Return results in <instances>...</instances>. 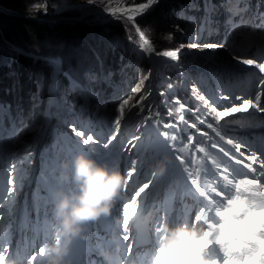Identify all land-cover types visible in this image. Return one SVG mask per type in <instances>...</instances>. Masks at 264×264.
Returning <instances> with one entry per match:
<instances>
[{"label": "rangeland", "instance_id": "obj_1", "mask_svg": "<svg viewBox=\"0 0 264 264\" xmlns=\"http://www.w3.org/2000/svg\"><path fill=\"white\" fill-rule=\"evenodd\" d=\"M248 1L249 0H223V6L225 5L224 10L231 13L225 22L228 23L230 33L235 36L234 45L232 46V42H221L220 44H224L226 46L225 48L205 49L204 51H200L199 47H191V44L197 43L202 46L204 43H218L216 41H211L208 37L212 31H217L215 27L213 28L212 24V12L214 10L212 4L207 6V13L201 16L198 25H196L193 15H187L182 8H179L176 15L178 17L181 16L182 19L180 21H173L181 25L174 26L173 29L175 33L185 34L187 38L185 42L180 41V43H178V48H181V45H183L181 48V55H185L187 58H185L184 61H171L168 58L162 59L160 56H151V61H148L149 70L147 71L146 85H144L141 93L135 94V98L139 99L140 95L147 92L149 95L145 102L151 103L150 108L158 110L160 114H163L161 108V101L163 98L160 96L157 81V77L159 76L162 77L164 82L168 85V89L173 98L177 97L174 90H179L181 95L186 91L188 97L196 101V109L199 108V111L196 112L202 118L208 110L203 108L202 102L196 99L193 88L198 89L200 94L206 95V98L211 97L210 103L217 101L218 98H221L219 100L220 103H226L222 100L224 94H228L231 99L232 96L235 95L244 96V94L248 92L252 95L260 91L259 80L264 77V73H259L258 69L242 65L238 60L232 59V54H236L241 58H254L258 62L264 60V10L260 12L262 17L259 20L260 22L254 24L253 14L250 13L249 7L245 4H241V2L246 3ZM209 2L211 1H207L204 6L208 5ZM0 3L2 6L7 5L11 8L15 7L28 10L29 16L27 17H31L35 21L39 19L35 14L40 11L42 13L48 11L50 14L58 15L64 11L75 9L80 12L78 16L80 17V22L77 23L89 25L97 24L89 23L91 20L96 19L88 10L95 8L105 9V7H127L120 4V1L117 0H92L91 3L89 0H0ZM37 4H39L40 7H37ZM188 4L190 8L192 0H189ZM61 19L64 20L66 18ZM39 20L49 21L47 19ZM54 20L59 19L54 18L52 21ZM45 23L51 26L57 24H51V21ZM70 23L72 24L74 22ZM258 24L261 25L259 28H257ZM255 30H257L256 36L253 35ZM230 39L231 37L229 40ZM12 49L15 51L19 50L17 47H12ZM28 56L34 57L30 54ZM188 56H191V58H188ZM196 56L207 61L210 67L205 69L204 66L195 64ZM51 60L54 63V60ZM137 66L136 62H131L125 64V66H121L116 73H112L111 71L107 72L105 74V81H107L109 88L103 87L104 92L101 88L103 77L99 76L97 78L91 74L88 75L89 73H86L85 82H80L81 84L79 86L67 84L66 91L63 92L61 90L56 97L57 105H55L54 98L52 104L48 108L51 110L47 125H45V110L48 106L49 95L51 93V90H49L50 86H48L47 91L48 101L46 99L41 113L40 109L37 108L34 114L30 113V115H27L26 106L23 110V115L18 112L15 117L11 116L10 112H8L6 116L8 121L6 122L4 120L5 116L3 117V114H0V185H3L7 189L12 188L13 185L7 184V180L12 179L15 181L16 188L14 194L11 196L8 195L4 204L0 205V209L4 212L3 219H0V224L2 222L13 224L16 215L23 211V207L25 208L26 204L29 205L28 209H30L31 212L25 216V219H31L34 213L37 215L39 212L38 208L42 203L47 205V203L44 202L43 191H40L39 188L35 186L39 184L40 181V178H38L39 158L43 159L44 156H47L49 159L50 168L55 173V178L61 176L62 173L70 178L72 173L71 162L78 154H85L100 163H107L109 166L118 167L123 177L125 175V170L128 169L132 161L135 160L137 162L135 165L137 172L133 179L128 182L126 194L121 193L118 200H128L133 191L137 189L138 185L148 180H151L152 183L150 189L146 190L147 198L151 196V186L156 180L160 181L159 188H156L157 192L155 194L153 193L150 198H152L153 195L154 198L160 197V194H163L166 188L167 193H171V185L169 182L166 183V178L169 175L167 167H176L179 162L174 159L170 160L166 158L163 145L159 141V129L155 124H152L151 121L145 124L144 118L148 113H140L137 108H132L130 113L126 110V118L121 121L118 133L114 131V117L118 115L116 109L119 103L128 95H133L131 90L140 81L139 75L136 74L135 77L133 74V72L139 73ZM170 68L173 69L174 72L170 70ZM190 70L195 71V74L190 76ZM168 71L173 73L172 78L167 76L166 73ZM177 73L180 77L179 80H177ZM210 74L214 75V80L216 78L221 79L223 82V87L221 89L215 87L210 81ZM56 78L57 71L54 73L53 67L51 83H54V81L57 82ZM200 83L202 86L207 85L203 92H201V87L199 88L198 86ZM169 85H171V87H169ZM92 86L95 87V89H92ZM87 87H89V92L86 90ZM188 97H183L181 102L188 104ZM136 99H134L132 103H135ZM261 103L264 105V96L261 97ZM39 105L40 101L36 99L33 107H39ZM92 105L94 107H92ZM95 114L98 115L100 121H98L99 123L95 122L93 126L91 124V119ZM262 118H264V112H257L252 109H250L248 113H237L233 117L226 118V120L233 121V123L227 125L226 131L229 136L234 139H239L242 141L243 145H245V139L253 135L260 128L258 123ZM68 123H72L71 127H68V129H71L70 133L72 138L77 141L72 143H77L78 145L75 153L70 151V146L68 145V143H70L69 136L66 132ZM198 125L199 127L202 125L206 128L203 124ZM73 129L84 131L85 135L93 134L96 142L84 145L82 143L83 138L77 136ZM208 130L212 134V130ZM164 131H167V129ZM183 131L190 135L194 133L188 125L183 126ZM113 134L116 135V140L112 141L109 147L105 149L103 147V142H106ZM134 137H138V139H133ZM198 140L199 138L197 136L195 142L198 143ZM218 143L222 144L219 139ZM222 146L230 151L232 150L229 145L222 144ZM243 149L244 147H242L241 151H243ZM183 155L187 156L188 152L183 153ZM236 155L238 156L239 153H236ZM220 157L216 156V159L227 164L230 169V165L235 166L234 162H229L228 159L223 158L222 155H220ZM58 163L61 165L60 171L57 170ZM64 164H67L68 167H62ZM161 164L164 165L165 171L163 175H156V170ZM256 168H259V166ZM152 174L155 175L153 176ZM177 178V172H174L170 177L171 181ZM62 181L63 183L59 186L60 189L64 191L75 190V186L70 182V179L68 181ZM163 198L164 196H162L161 202L165 205L171 204L167 203V201L164 202ZM34 205L37 206L36 212L32 208ZM186 205L187 203H184V206ZM194 213L193 207L188 206L186 217L189 223L190 217H192ZM7 216L9 217L5 218ZM117 217L121 221V217L118 215ZM192 225L196 224L193 223ZM121 231L123 232L122 228ZM51 246L53 245L49 247L46 245L49 251Z\"/></svg>", "mask_w": 264, "mask_h": 264}, {"label": "trees", "instance_id": "obj_2", "mask_svg": "<svg viewBox=\"0 0 264 264\" xmlns=\"http://www.w3.org/2000/svg\"><path fill=\"white\" fill-rule=\"evenodd\" d=\"M117 1H120V4L124 6H132V0H127V2L126 0ZM207 1L209 0H192V5L189 8V0H159L158 4L150 11L138 16L136 23L142 29L146 38L151 39L156 52L175 50L179 47L178 43L180 41L185 42L187 39L185 34H177L173 29L174 26L181 25L173 21L182 19L181 16L178 17L176 15L178 9L182 8L187 15H193L195 23L198 25L201 16L207 13V6L212 4L214 9L212 12V24L217 31H212L208 37L211 41L218 42V44L221 42H232L233 46L235 36L230 33L228 23L225 22L231 13L224 10L223 0H210L212 3L209 2L208 5L204 6ZM143 2H146V0H135V5ZM241 4L249 7L250 13L253 14V23H259L262 18L260 12L264 10V0H249L246 3L241 2ZM4 6L19 14L11 15L0 11V114H3V117L5 116V122L8 121L6 119L8 112L15 117L18 112L23 115V110L26 106L27 115H30V113L34 114L37 108L40 109L41 113L47 99L48 85L50 84L53 67L54 71H57V95L61 90L63 92L66 91L67 84L75 86V83L81 84L83 81L85 82L86 73L97 78L99 76L103 77L101 88L104 92L103 87L109 88L107 81H105V74L109 71L116 73L121 66L131 62H136L138 65L139 73L132 71L133 74L135 77L138 74L140 80L144 79L146 85L150 56L140 48L142 41L130 22L113 17L97 25L59 22L54 26H50L46 23L23 17L22 15L29 16L28 10ZM79 14L78 10L72 9L58 15L50 14L48 11L45 13L40 11L35 16L39 19L52 21L54 18H76ZM260 26L258 24V27H256L259 28ZM256 31L253 34L255 36L257 35ZM169 34L172 36L171 40L166 38ZM130 36L131 39L129 38ZM230 37L231 39L229 40ZM12 47H17L25 53L33 54L36 57L17 52ZM50 58L55 60V63L50 61ZM161 58L166 59L165 57ZM185 58H187L185 55H180L178 61H184ZM188 58H191V56H188ZM200 59V57L196 56L195 64L202 65L205 69L210 67L207 61ZM170 70L174 72L173 69L170 68ZM189 73L192 76L195 71L190 70ZM166 74L170 78L173 77L171 71ZM213 76V74H210V81L215 87L221 89L223 82L220 78L214 80ZM179 79L180 77L177 73V80ZM127 80L129 82L128 78ZM162 80V77H157L160 96L163 98L161 101L163 111L161 117L165 123H176L178 127L171 129L170 133L175 131L178 137L177 143H186L189 134L183 131L182 122L179 121L180 113L177 111L179 107L177 101L185 105V119L190 125H196L195 131H197V128L200 131H205L202 125L200 127L198 125L201 124L199 121L204 116L201 118L195 111L196 101L188 97L186 91L181 95L179 90H174L177 97L173 98L168 85ZM198 86L199 88L201 87V92L207 87V85L202 86L201 83ZM88 88L86 90L89 92ZM92 89H95V87ZM57 95L55 96L57 97ZM182 96L189 98L188 104L181 102ZM36 99L40 101L39 107H33ZM145 101L144 112L148 113L151 103ZM92 107L94 106L92 105ZM169 110H172V116L167 115ZM71 125L72 123H68L66 126L69 140L72 135L70 133L71 129H68V127H71ZM209 136L212 135L209 134ZM73 141L71 139L68 145L70 150L75 153ZM198 143L206 142L203 138H200ZM39 161V173L43 175L48 185L55 188L57 181L55 180V174L51 173L49 159L44 156L43 159L39 158Z\"/></svg>", "mask_w": 264, "mask_h": 264}, {"label": "snow or ice", "instance_id": "obj_3", "mask_svg": "<svg viewBox=\"0 0 264 264\" xmlns=\"http://www.w3.org/2000/svg\"><path fill=\"white\" fill-rule=\"evenodd\" d=\"M91 3L92 0H89ZM127 2V0H126ZM159 0H147L146 3H140L138 6L135 5V0H132V6H127L123 8H111L105 7V11L109 12L113 17L117 19L126 20L130 22L135 28L136 33L139 34V39L142 41L140 48L149 56H160L168 58L171 61H178L181 55V48L175 50H162L159 52L155 51V47L150 38H146L142 29L137 26L136 18L145 13V10H149L152 6L158 4ZM40 7L39 4L36 5ZM131 39V36L129 37ZM167 39L171 40L172 36L169 34ZM191 47H199L200 51L205 49H215V48H225L224 44L218 43H204L202 46L197 43H192ZM233 60H238L240 64L251 66L259 70V73H264V60L258 62L254 58H241L236 54H232ZM145 80L141 79L135 87L131 90L133 95H128L126 98L122 99L119 103L116 111L118 115L114 117L115 129L114 131L118 133L121 121L126 118V110L128 113L131 112L132 108H137L140 113L144 112L143 102L147 99L148 93L139 96V99L135 98V94L141 93L144 88ZM260 91L253 93L250 96L235 95L230 99L228 94L222 96V100L226 103H220L218 98L217 101L210 103L211 97L206 98L204 94H200L198 89L193 88V93L196 99L202 102V107L208 111L205 113L204 118L200 119V123L205 125L208 129H211L215 134L214 137L209 136L207 132L200 131L197 128L200 136L206 138L208 143H197L195 142V136L189 135L187 142L177 143L178 137L174 132L170 133L167 131H161L158 134L163 136L165 140L171 142L170 151L174 148L173 159L179 162L180 171L183 174L185 184H189V187L194 190L195 193L202 198L205 202L204 206L200 207L196 212L190 217V223L187 226L191 227L193 223L197 227H206L211 230L213 223L216 220L215 214L225 205V203H232L233 189H238L240 185H243L246 191L251 192L255 197H258L255 203H258L261 209H264V153L259 156L255 151L250 152L245 155L241 151L243 145L242 141L239 139H234L227 135V125L233 123L231 120H226L227 117H233L237 113H248L250 109L257 112H264V105L261 103V97L264 96V77L259 80ZM171 87V85H169ZM136 99L135 103L132 101ZM177 111L179 114V121L184 122L185 116V105L179 103ZM199 111V108L195 109ZM172 110H169L167 115L172 116ZM208 117H212V121L208 120ZM145 124L149 121L155 125H162L164 129H175L178 126L174 122L165 123L160 117V112L158 110H153L149 108L147 116L144 118ZM223 122V123H222ZM151 126V125H149ZM195 128L196 125H189ZM76 135L82 137V143L88 145L90 143L96 142L94 140L93 134L85 135L84 131H77L73 129ZM215 138H219L222 144L231 146V151L222 146L221 143H216ZM133 139H138L134 137ZM116 140V135L113 134L110 138L103 142V147L107 149L112 141ZM131 143V142H129ZM216 150L221 153L223 157H226L229 162H234L237 166H242L243 169L247 170L248 175L242 178H237L234 174V169H230L227 164H224L216 159L215 153L211 150ZM188 152L185 156L183 153ZM239 153V156L236 155ZM240 157H243L241 159ZM251 161V163H248ZM136 161L133 160L131 166L125 170L124 184L121 193L126 194V189L128 182L135 176ZM259 164V168L254 167V165ZM153 176L155 174H152ZM222 178V179H221ZM152 181H144L142 184L138 185L137 189L133 191L128 200H117L112 211L116 212L118 216L121 217V228L123 241H129L127 245V251L131 253L132 243L131 241L134 237H130V222L134 224V218L140 214V209L146 205L147 193L146 190L150 189ZM7 184L13 185L12 188L6 189V195H13L16 191L15 181L12 179L7 180ZM230 186V187H227ZM249 186H253L249 188ZM74 191V190H73ZM231 193V194H230ZM180 206H184V200L180 202ZM4 204V200L0 198V205ZM175 205V202H174ZM175 212H173V217ZM0 219H3V214L0 213ZM169 223L168 213H164V217L156 225V236L157 239L164 235L166 228L163 225ZM259 227L260 231L257 233L256 228ZM244 229H247L245 231ZM4 226L0 224V235L3 234ZM230 242L233 247L239 248L242 245V240H247V246L250 248V252L246 259L242 258L240 264H264V211L258 217H250L248 221L241 226L240 229L235 231L230 230L228 233ZM255 236V242H253L252 237ZM56 245H60L61 239L56 236ZM166 251L165 248L161 246V243L157 246L154 255V264H157L159 260V253ZM209 252L221 253L219 248L215 245L209 248ZM46 255V247L42 246L39 248L37 255L30 257L28 264H40L39 257ZM7 246H0V264H4L7 259ZM208 258L213 261V264H229L228 258L223 254L218 256V258H212L208 253Z\"/></svg>", "mask_w": 264, "mask_h": 264}, {"label": "clouds", "instance_id": "obj_4", "mask_svg": "<svg viewBox=\"0 0 264 264\" xmlns=\"http://www.w3.org/2000/svg\"><path fill=\"white\" fill-rule=\"evenodd\" d=\"M62 167H68L67 164ZM70 178L61 174V179L70 182L75 190L57 191L53 196V230L63 241V247L53 245L46 255L51 256L50 264H61L62 257L76 239H84L85 226L101 218L109 217L116 201L121 196L124 177L118 167L100 163L85 154H78L71 162ZM165 167L158 166L156 175H163ZM253 186H249L251 188ZM259 199L246 191L243 185L233 190L232 203L225 205L215 214L211 230L187 224H178L166 229V236L160 241L166 249L159 253L157 264H213L208 258L209 248L217 246L228 258L229 264H240L250 252L247 240L239 248L233 247L228 233L240 229L250 217H258L261 209ZM247 231V229H244ZM260 231L259 227L256 232ZM255 242V236L252 237Z\"/></svg>", "mask_w": 264, "mask_h": 264}, {"label": "water", "instance_id": "obj_5", "mask_svg": "<svg viewBox=\"0 0 264 264\" xmlns=\"http://www.w3.org/2000/svg\"><path fill=\"white\" fill-rule=\"evenodd\" d=\"M155 6V5H154ZM154 6H152L149 10H151ZM0 11L1 12H4V13H8V14H11V15H19L18 12H15V11H12L11 9L5 7V6H2L0 5ZM23 16V15H22ZM112 16V15H111ZM24 17V16H23ZM110 17V16H109ZM109 17H106L104 19H96V20H91L89 23L91 24H100V23H103L104 21H107ZM27 18V17H26ZM29 19H32L31 17H28ZM82 18V17H81ZM43 23H45V21H42ZM59 22H74V23H77V22H80V17H76V18H73V19H59V20H54V21H51V24H56V23H59ZM18 52H23L22 50H17Z\"/></svg>", "mask_w": 264, "mask_h": 264}, {"label": "bare ground", "instance_id": "obj_6", "mask_svg": "<svg viewBox=\"0 0 264 264\" xmlns=\"http://www.w3.org/2000/svg\"><path fill=\"white\" fill-rule=\"evenodd\" d=\"M146 2H147V0H146ZM146 2H143V3H146ZM138 5H136V6H138ZM114 8L119 9L120 7H114ZM88 11H89V13H91L92 15L95 16V19H104V18L109 17V16L110 17L108 19H110V18L113 17V16H111V14L109 12H106L104 10V8H102V9L101 8H97V9L95 8V9H91V10H88ZM148 11H150V10H145V13L148 12Z\"/></svg>", "mask_w": 264, "mask_h": 264}]
</instances>
